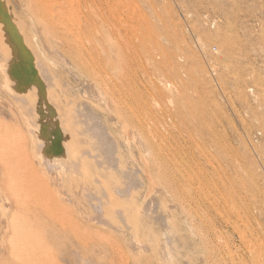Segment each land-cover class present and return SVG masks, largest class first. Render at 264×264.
<instances>
[{"label": "rangeland", "instance_id": "374dc122", "mask_svg": "<svg viewBox=\"0 0 264 264\" xmlns=\"http://www.w3.org/2000/svg\"><path fill=\"white\" fill-rule=\"evenodd\" d=\"M6 2L13 6L14 14L21 18L24 24L26 20L29 21L30 24L26 25L28 29L33 27V17L37 16L39 20L50 19L64 32L67 42L56 52L57 60L46 63L54 71V77L59 76L58 79H61V88L66 87L63 79H68L74 84L75 90L81 94V97L87 100L91 98L84 93L85 82L73 64L77 59L79 45L82 41L85 43L88 41L80 34V30L72 33L67 31L63 19H67L70 27L75 28L74 22H77L78 14L83 13V10H90L97 16L95 42L100 46L99 55L96 53L93 57L87 55L84 60L92 63L102 62L113 78L122 74L141 77V140H139L142 142L138 141L141 144L139 145L141 156L138 153L139 146L133 143L130 150L120 147L119 157L124 162H128V159L126 161V158H123V154H129L131 158L141 162V167L145 171L148 168V174L151 171L148 175L147 171L145 173L141 170L142 183L139 189L142 199L140 206L143 207L141 210L146 209L148 212L151 210L149 213L162 215L166 219L156 220L149 217V230L135 225L132 228V223L129 224L130 222L120 220L118 217H108L106 222L99 223L93 219L92 215H95V211L92 204H89L91 203L89 195L96 192L100 202L104 203L103 206L108 211L109 204L114 203L108 192L113 191L111 188L117 181L116 177L108 175L94 177L96 174L93 171L95 174L93 177L90 174L91 176L85 178L83 174L87 175L93 170V164H89V159L87 164L90 167L88 169L89 165H87L85 170L88 169L90 172L88 170L85 172L83 168L85 173L79 175L81 171L76 172L79 176L73 169L63 168L66 163L73 162V159L74 161L77 159L79 167L86 165H83L86 160L82 162L84 157L82 158L79 153L82 154L87 147H84L85 145L79 147L82 145L78 143L77 146L83 150L77 148L81 151L78 153L74 151L76 148H72L75 154L71 156L80 155L79 158L66 157L61 161L60 168L53 166L54 168L51 167L49 171L50 169L40 159V141L36 133L34 132L33 135L30 131L39 129L35 122L38 119L37 115L35 117L37 112L34 109H27L26 112H31L28 116L21 103L10 95L7 88V81L10 79L7 73L10 60L3 54L0 46V120L3 118L5 120H1L0 127L5 128L13 124L10 126L16 128L13 132L20 131L25 135L27 146L35 155L37 167L44 171L42 173L49 180L48 185L51 183L50 189L56 190L54 195L59 196L56 198L63 203L62 205H68L73 207L74 211H78L76 218L80 223L78 226L89 231V239L83 246L77 238L47 235L46 232H50L52 228L48 224H45L47 227L43 226L41 221L35 224L31 216H27L26 220L21 219L16 225L15 223L11 225L8 220L5 221L4 213L7 214L12 210L8 203L15 204L11 199H7L6 186L2 181L4 175L0 169V194H2L0 197L4 196L0 199V210L2 209L0 261H5L4 264H27L28 261L31 262L28 264H35L28 257L27 260L26 252L19 248L25 243L18 244L21 240L26 242L25 238L30 235L29 232L36 233L37 240L30 238L33 242L52 247L51 253L57 258L58 264H77L76 255L79 254L80 258L88 259L92 264H173V259L168 253L161 254L158 250V236L159 240L169 242V246H173V249L177 248L176 253L181 257L177 256L180 264H192L188 261L189 256L193 264H242L241 254L242 257H247L249 250L254 247L256 252L264 257V0H94L93 2L72 0L63 1L67 6H73L69 11L70 14L55 15H52L51 11L60 7L59 0H6ZM104 28L109 31L110 40L104 33ZM118 28L126 32V40L124 39L126 52L123 54L117 52L120 43ZM42 51L48 50L42 49ZM42 57L46 60L44 56ZM59 65L61 70L58 73L56 69ZM97 95H94L97 101L95 109L110 126L115 141L120 145L125 140L122 134L123 127L106 103L102 102V97L100 100ZM66 112L69 113L64 109L62 113L68 114ZM13 117L17 120L15 121ZM129 128L133 134L136 133L134 126ZM153 131L156 133L154 137L157 136L159 139L155 137L157 140L155 139L154 142L161 155L159 162L163 169L152 164L155 161L147 158V149L146 151L144 149L148 138L154 134ZM71 140L69 139L70 142ZM68 145L70 146V143ZM74 145L76 143L72 146L77 147ZM71 147L69 150L72 152ZM66 175H70L71 180ZM115 175L120 176L117 173ZM146 175L152 176L154 185ZM112 178L114 179L111 180ZM165 179L172 182L170 189H165L164 183L167 181ZM103 186L108 192L101 188ZM162 189L164 193L160 192ZM204 189L209 191L211 199L203 204L196 196ZM147 191L151 193L148 194ZM104 192L111 201L104 199L107 197ZM70 202L71 205L76 203L75 206H71ZM149 206L151 207L148 210ZM216 206L221 209L218 211ZM5 208L6 211L3 210ZM9 208L11 210H8ZM227 209L232 212L228 213ZM159 210L161 213H158ZM196 211L201 214L204 212V215L207 213L206 218L202 219L199 213L194 219L190 218ZM86 216L88 217L85 219ZM227 219L241 220L238 226L233 223H229L228 226L225 222ZM152 221L156 222L153 224ZM29 223L32 226H28ZM19 225L22 231L28 234L24 236L25 238L22 236L21 240L20 233L25 234L20 232L21 229L18 230ZM128 225L129 228L131 227L130 230L126 228ZM191 225L194 227L192 229L197 227L199 233L192 232ZM29 227L34 229L31 230ZM39 229L43 231L41 233L44 235H41L43 238L39 237V232H42L38 231ZM1 230H4V233ZM35 230L38 233L34 232ZM168 230H172L173 236L166 234ZM129 232L133 233L132 238ZM104 233L108 241L112 238L110 241L114 242L116 250L112 249L105 237H96L100 234L105 235ZM192 233L200 234L199 236L206 234V237L202 235L200 239L198 235ZM164 234L166 235L163 236ZM245 237L249 240L247 241ZM30 239L28 241H32ZM214 239L217 242L213 241ZM204 240H208L206 241L208 243ZM144 244L146 247H142L145 246ZM179 248L182 249V253H179ZM19 249H22L20 253L24 254V257L20 253L21 258L16 256ZM161 259L164 261L161 262Z\"/></svg>", "mask_w": 264, "mask_h": 264}, {"label": "bare ground", "instance_id": "6f19581e", "mask_svg": "<svg viewBox=\"0 0 264 264\" xmlns=\"http://www.w3.org/2000/svg\"><path fill=\"white\" fill-rule=\"evenodd\" d=\"M63 1L71 2L72 0H59L58 6L60 7H57V9L55 10L53 9L51 11L52 15L60 14V13L70 14L69 11L73 9V6L71 5L67 6L66 4L63 3ZM79 1L80 2H93L94 0H79ZM107 2L109 3V1ZM58 18H60L59 15H58ZM33 22H34L33 27L28 29L26 25L28 26L30 24L29 21L26 20L24 24L23 20L14 14L13 6L10 4H7L6 0H0V46L3 50L2 52H4L3 54L8 56L10 60L7 73L11 81L10 79H8L10 82L7 81L8 82L7 88L9 89L10 95L13 97V99L16 100L18 103H21V105L25 108L24 109L25 112L27 109L28 110L34 109L35 112H37V114H35V117L38 116V119L36 118L37 121L35 120V122H37V126L39 129L37 127L36 128L38 130L31 128V129H34L35 131H32V130L30 131L31 133L33 132L32 133L33 135L35 132L37 139L40 141L39 155H40L41 161H43L45 163L44 165L47 166L49 169L53 166H58V168H60L59 166H62L61 165L62 160L66 159V157L69 158L71 154H75L73 153L74 151H77L78 153L81 152V151H78L79 149H81L79 147H83V145H85L84 147H87V148H84L85 149L84 152H82V154L81 153L79 154L81 155V157L82 156L84 157V158L82 157L83 158L82 162L86 160V162L84 161V164H83V165L85 164L86 165L84 167H79L78 162H76L77 160L76 158L77 157L79 158L80 155H77V157L71 156V158L74 157L76 160L74 161L73 159V162H69V164L65 162L66 164L63 166V168L64 167L69 168V169L71 168L75 171V174L76 172L81 171L80 173L78 172L80 175V174L85 173L89 169L90 165L93 164L92 166L93 170H91L92 173L87 172L88 174L87 173L86 174L88 176L83 174L85 178L91 175L93 177L95 174L96 175L94 177H97V175L100 177L108 175L114 178L116 177L117 181H119V182L116 181L117 184L115 183V185H113V187L111 188L113 189V191H111V193L105 190V186L101 187L104 189V191L108 192V195H110L111 199L114 202L112 204L113 206L110 205L111 203L109 204L110 208L108 209V211L103 206L104 203L100 202V199L95 194L96 192L90 195L88 194L89 202H91V203L89 202L88 203L92 204V207L95 211V215L94 216L92 215L93 219L98 221L99 223V222H106L108 217L110 218L118 217L120 220L122 219V220H125L126 222L127 221L130 222L129 224L132 223L131 227L135 225L138 228L145 227L147 228V230H149L150 229V225H149L150 222L148 220L149 217L153 219L156 218V220L157 219L165 220L166 217H163L162 215H153L154 213H149L151 210L149 212L146 209L144 211L141 210L142 206H140V203L142 199H141V192L139 191V189H140L142 182H141L140 175H141V170H144V169L141 167V162L140 161L138 162V160H134L135 158L134 159L131 158L129 154H125V155L123 154V158L125 157L126 161L128 159V162H124L122 158L119 157L121 148L122 149L124 148V150L125 148L127 149L129 148L130 150V147L131 145H133V143L137 144V147L141 145L138 142L141 140V80H140L141 77L139 75L131 76V75L122 74L120 76H117L116 78H113L112 75L108 74V69L103 65L102 62L92 63V62H88L84 60L85 57H87V55L90 57H93L95 53L98 54V50L100 46L99 44L95 42L96 41L95 35H96L97 27H98V18L96 15H94L92 11L83 10V13L78 14L77 22H74V25H76L75 28L70 27L69 22L65 18L63 19V23L65 25V29L71 33L75 32L76 30H80V34L83 35V37L87 39L88 41L87 43L82 41L81 44L79 45L77 59L74 60L73 65L76 69H78L80 75L82 76L83 81L85 82L84 93L88 94V96L91 99L89 100L83 99V97H81V94L75 90L74 84H71V82L68 79H65V78L63 79V82H64L63 84H65L66 87L61 88V79H58L59 76H57L56 78L54 77V71L51 69L50 66L47 65L46 62L57 60L56 52L59 50L60 47H63L67 42L66 39L64 38L65 34L63 31L58 29V27L48 18H43L42 20H39L37 16H34ZM106 22H107V19H106ZM104 33H106L108 39L110 40L111 37L109 35V31L106 28H104ZM117 33H118V39L120 42L117 47V52L123 54L126 52V41H125L126 32L124 29L118 28ZM39 48L41 49V52ZM36 49H38V51H36ZM42 49L43 50L45 49L48 51L44 52L42 51ZM39 52L40 53L44 52V53L40 55ZM11 54H12V57L10 58ZM42 56H44L46 60ZM60 70H61V65H59V67L56 69V72L59 73ZM95 94L99 95L100 100L102 97V102L106 103V105L108 106V109L113 113V116L117 118V121L123 127L122 134L125 140L124 142L120 143V145H118V143L115 141V138L111 132L110 126L104 122V118H102L103 116L99 112H97L95 109V105L97 106V101L94 99ZM64 109L69 111V113L66 112L68 114H63L62 112ZM26 113L28 115L31 112L29 113L26 112ZM13 119L15 121L17 120L15 117H13ZM1 120H4V118ZM1 120H0V125H1ZM10 126H13V124L5 126V128L4 126H2L3 128L0 127V169L4 175L2 176V178H4V180L2 181H4L5 183L4 185L6 186L5 190L7 192V199H11L15 204V205H11L10 204L11 202L8 203L12 207V210L9 208L8 210H11V211H8L9 214L4 213L6 217L5 221L8 220L10 221L11 225L13 223H15L16 225V223L18 224L20 223L19 221L21 219L26 220L27 216H31L36 219L35 220L36 222H35L32 218V221L35 224L41 221L43 226H45V224H48L49 227L52 228L50 232L48 231L46 232L47 235L52 234L58 238L59 237H66V238L73 237L74 239L77 238V240L83 246H85L89 239V235H88L89 231L83 230L78 226L79 222L76 219L78 215L77 213L78 211L76 210L74 211L72 209L73 207H70L68 205H62L63 203L56 198L59 196L54 195L56 190L52 191L50 189L49 185H51V183L48 185L49 180H47L46 176L42 173L44 171H41L42 169H39L37 167L35 160H34L35 155L28 148L26 140H25V135L20 131L13 132V130L16 128H13ZM129 126H134L136 128V133L133 134ZM153 127L154 126H152V128ZM10 128H13V129H10ZM153 129H155V127ZM149 130L151 131L152 129H149ZM153 133H154L153 135L150 133L151 135L148 138L147 140L148 143L147 145L144 146V149L145 151L147 149L146 151L147 158L148 159L152 158L155 161L152 164H155L156 167L158 168L160 167L163 169L162 165L160 164L161 155H159V152L157 151V145L154 142V140L156 139L155 137L157 136L154 137L156 133L154 131ZM132 134L134 135L133 137H132ZM69 139H72L71 141L73 143L70 142ZM69 143H70V146L68 145ZM75 143L76 145L74 146H77V143L82 146L73 147L72 145ZM69 147H71L72 152L69 150ZM72 148H76V150ZM138 148H139L138 153L141 156V146H139ZM35 150L36 151L38 150L37 147ZM149 153L150 155L148 156ZM88 159L90 162L92 161L91 163L88 161L90 165L87 164ZM59 161H60V164H58ZM86 166L88 167L87 170H85L87 168ZM83 168L85 172L82 170ZM77 169H80V170H77ZM147 170L148 168L146 169V171ZM49 171H51V169ZM54 171H56V169ZM69 171L71 170H68V172ZM93 171L95 172V174L93 173ZM150 172L149 174H151ZM115 173L120 174V176L117 177L118 175H115ZM147 174H148V171H147ZM66 177L70 178L71 176L66 175ZM147 177H148V180L151 181L149 182L153 184L154 182H152V179H151L152 176L151 177L147 176ZM114 178H112L111 180H113ZM122 179L125 181H122ZM94 180L97 181L96 178H94ZM108 180L111 182L110 179ZM102 182L104 184V181ZM158 182H159V179H158ZM96 183L98 187V182ZM171 183L172 182L170 180L169 181L167 180L164 183L165 189H170ZM106 192H104V195H106ZM160 192L164 193L163 189L162 191L160 190ZM150 193L151 192H148V194ZM1 195L2 194H0V196ZM108 195H106L107 197L104 198L105 200L106 199L110 200ZM147 196L148 195H146V197ZM197 196L196 198H199L200 202L202 201L203 204L205 203L206 200L211 199V194L209 193V191H206L205 189L201 191V193L199 192ZM2 197H0V199ZM59 199H62V198H59ZM5 201L6 200L4 199V202ZM71 203L72 202H70V205ZM75 204L73 205L75 206ZM189 206H190V203H189ZM150 207L151 206L148 207V210ZM7 208L3 210L6 211ZM216 208L218 211L221 209L218 206H216ZM1 210H0V213L2 212ZM191 210H193V208H191ZM227 211L228 213L232 212V211H229L228 209ZM158 213H161L160 210ZM193 213H194V216L192 215L190 216V218H193V219L194 217L198 216L197 215L198 213L200 214V217L202 219L206 218V215H207V213L206 215H204V212L203 214H201L199 211L198 213L197 211L196 213L195 212ZM170 215H173V214H170ZM87 217L88 216H86L85 219ZM169 218L171 217L169 216ZM0 219H1V216H0ZM93 219L92 221H94ZM240 220L241 219L232 221L231 219H227L225 222L227 223V225L229 223H233L238 226ZM112 221H114V219ZM154 222L152 221L153 224ZM193 222H196V221H193ZM127 224L125 226H127ZM24 225L26 224L24 223ZM28 226H32V224ZM43 226H42V229H44ZM86 226L88 227V225ZM18 227H17L18 230L21 229L20 225ZM29 228L31 230L34 229L33 227H29ZM126 228L130 230L129 225ZM192 228L194 227L192 226L191 229ZM161 229L162 227L160 228V230ZM36 230L34 232L38 233V231H40L41 229H39L38 231ZM116 230L118 231V228H116ZM121 231L124 232L122 229ZM139 231L140 230H138V232ZM193 231L194 233H199L197 227L195 229H192V232ZM1 232L4 233V230L3 231L1 230ZM6 232L7 231H5V234ZM20 232H23L22 229L20 230ZM23 233L25 234V232ZM32 233L29 232L30 235L28 237H26L28 234L23 235L20 233L21 237H19V239L21 240L22 236L23 237L25 236L26 238L25 237L24 238L27 240L26 242L22 240L18 241V244L21 242L19 245H22V243H25L24 246L22 247L19 246V248L24 249L23 251L26 252L25 253L27 255V256L25 255L26 259L28 257V259L32 260V263H35V264H58L57 258L51 253L52 247L45 246L40 242L38 244L36 242H33L32 239L36 238L37 240V237H35L36 233H33V235ZM39 233H40L39 237H41V235H43L41 234L43 233V231ZM194 233H192V235ZM125 234H128V233L125 232ZM129 234L131 233L129 232ZM132 234H131V238L133 236ZM166 234L173 236L172 230H168ZM166 234H164L163 236H165ZM194 235H198V234H194ZM202 235L199 236L200 239L206 234L203 236ZM96 237H105V240L107 239L106 241H108L106 234L105 235L100 234L99 236L97 235ZM148 238L149 237H147V239ZM159 238L160 237L158 236L157 247L160 253L161 254L165 252L168 253L169 257L173 259V264H180V262L178 263L179 260L177 259V256H178V254L176 253V251H178L177 248L173 249V246H169L168 240L166 241L168 243H165L163 242V240H159ZM28 239L32 241H28ZM207 239H210V238H207ZM110 240L108 241V243L110 244L112 249L116 250L114 242ZM248 240L249 239H247V241ZM206 241L208 240H204V242ZM213 241L217 242L216 239H214ZM244 242L245 241H243V243ZM30 243L31 245H29ZM212 243L214 245V242ZM216 244L217 243H215V245ZM142 247H146V245ZM16 248H18L17 245H16ZM22 249H19V252L17 251L18 252L16 253L17 255L16 254L14 255H16L17 257L19 256L21 258L24 255L20 253L21 252L20 250ZM253 249L249 250V255L247 254L248 255L247 257H242V254H241L242 264H264V257L262 255H259L256 252L257 250L255 249L253 250ZM183 251H185V249ZM205 251L207 250H204V252ZM207 252H209V249ZM179 253H182L181 248H179ZM188 254L190 253L188 252ZM208 254L210 255V253ZM185 255L187 256V254ZM205 255H202V256L205 257ZM239 256H240V253H239ZM189 257H188L189 263L193 264V260H191L192 258L190 259ZM76 258H77L76 260L77 264H92L90 260L85 259V258H80V254L76 255ZM162 259H161V262L164 261ZM168 260H170V258H168ZM0 262H1L0 264L5 263V261H0ZM28 263H31V262L28 261Z\"/></svg>", "mask_w": 264, "mask_h": 264}]
</instances>
